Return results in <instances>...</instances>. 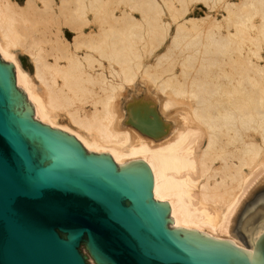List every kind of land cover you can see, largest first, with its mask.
<instances>
[{"label": "bare ground", "instance_id": "bare-ground-1", "mask_svg": "<svg viewBox=\"0 0 264 264\" xmlns=\"http://www.w3.org/2000/svg\"><path fill=\"white\" fill-rule=\"evenodd\" d=\"M0 56L36 119L143 160L172 226L247 249L235 225L264 191V0H0ZM140 89L148 114L131 101L126 117Z\"/></svg>", "mask_w": 264, "mask_h": 264}, {"label": "water", "instance_id": "water-1", "mask_svg": "<svg viewBox=\"0 0 264 264\" xmlns=\"http://www.w3.org/2000/svg\"><path fill=\"white\" fill-rule=\"evenodd\" d=\"M153 187L143 160L116 163L36 119L0 56V264H264L262 218L245 250L172 226Z\"/></svg>", "mask_w": 264, "mask_h": 264}, {"label": "rangeland", "instance_id": "rangeland-1", "mask_svg": "<svg viewBox=\"0 0 264 264\" xmlns=\"http://www.w3.org/2000/svg\"><path fill=\"white\" fill-rule=\"evenodd\" d=\"M20 1L23 2L24 0H20ZM217 10L222 12L221 8H218ZM198 13L201 14L202 11L198 10ZM159 48L160 47L154 48L153 53L158 51ZM19 58H20V61L24 67H28L30 70L32 69L30 60L24 52L19 53ZM175 68L179 69V65L177 64L175 66ZM151 92H152V90H150L149 99H152L151 98L152 97ZM132 93H133V91L129 90V91L125 92V95L121 98V101H122L121 102V108H122L123 113L125 114L126 117L129 115L127 107H128L129 102L132 101V102H134L133 106L135 107L136 110H138L140 116L141 117L147 116L148 113H147V110L145 108L149 106V103L146 100V96H145L146 91L144 89H140L139 91L135 92L134 94H132ZM132 95H134V96H132ZM256 213H257V216H256ZM258 213H259V215H258ZM263 215H264V191H261L254 197L253 200H251L247 203L245 209L240 214L238 221L235 225V232L242 236V241L244 244H246V239H245V235H244L243 231H241V227H240L242 222H245V224H246V222L250 220L249 219L250 216H253L255 218H258V220H260V218ZM247 224H248V222H247ZM247 227H248V225H247ZM89 262L92 264L91 259H89Z\"/></svg>", "mask_w": 264, "mask_h": 264}]
</instances>
